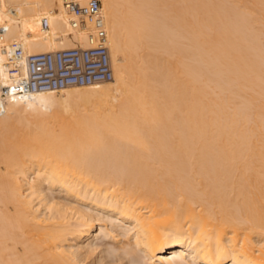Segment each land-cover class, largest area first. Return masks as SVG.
I'll use <instances>...</instances> for the list:
<instances>
[{
	"label": "bare ground",
	"instance_id": "6f19581e",
	"mask_svg": "<svg viewBox=\"0 0 264 264\" xmlns=\"http://www.w3.org/2000/svg\"><path fill=\"white\" fill-rule=\"evenodd\" d=\"M168 2L100 0L110 81L0 101V264H264V0ZM3 19L0 89L14 41L87 46L60 0Z\"/></svg>",
	"mask_w": 264,
	"mask_h": 264
},
{
	"label": "built area",
	"instance_id": "2783aa9c",
	"mask_svg": "<svg viewBox=\"0 0 264 264\" xmlns=\"http://www.w3.org/2000/svg\"><path fill=\"white\" fill-rule=\"evenodd\" d=\"M60 3L66 16L69 35L76 31L86 32L87 46L76 45L62 50L29 54L24 52L20 42H12L7 47V65L14 71L8 80L13 86L0 89V101L12 95L56 92L112 79L100 0H86L84 4L76 0H60ZM39 28L42 35L49 36L47 17L40 19ZM8 30V21L0 20V40Z\"/></svg>",
	"mask_w": 264,
	"mask_h": 264
},
{
	"label": "rangeland",
	"instance_id": "374dc122",
	"mask_svg": "<svg viewBox=\"0 0 264 264\" xmlns=\"http://www.w3.org/2000/svg\"><path fill=\"white\" fill-rule=\"evenodd\" d=\"M168 1H169V2H168V3H169V6H168V7H171V3H172V2L174 3V0H173L172 2H171V0H168ZM178 1H181V0H178ZM178 1L175 0V3H177V5L180 4ZM183 1H184V0H183ZM178 3H179V4H178ZM185 3H186V1L184 2V4H183V3H182V4L185 6V5H186ZM173 5H174V4H172V6H173ZM175 6H176V4H175ZM175 6H173L174 9H175ZM168 7H167V8H168ZM179 7H180V6H179ZM179 7H178V9H179ZM170 9H172V8H170ZM170 9H168V12H169V18L173 16V14H171L170 12H174L173 10H170ZM176 9H177V6H176ZM178 9H177V10H178ZM184 9H185V7H184ZM180 11L182 12V7L180 8ZM175 12H176V11H175ZM175 12H174V13H175ZM178 12H179V10H178ZM170 14H171L172 16H171ZM176 15H177L178 17H180V16L178 15V13H176ZM176 15L173 16V19L176 17ZM178 17H177V18H178ZM13 19H16V20H17V21H16V24H17V25H18V24L20 25V23H21V22H20V16L16 15V16H14ZM173 19H172L173 22L171 21V19L168 20V21H169V24H171L172 27H173V24H174V26H175V24H177V27H178V28L175 26V27H173V28H169V29H168V31L171 29V31H169V34H170V35H169L170 40H171V39H174L172 36L175 37V35L177 36L178 33H179V35H181V34H182L181 32L183 31V28H182V27L179 28V27H180V26H179V22H180V20H179V21L177 20L178 22L176 23V21L173 20ZM170 22H172V23H170ZM171 26H169V27H171ZM175 28H177L176 31H174ZM179 30H180V31H179ZM172 31H173V34H174V35L172 34ZM174 32H177V34L174 33ZM183 33H184V32H183ZM171 37H172V38H171ZM177 37H178V36H177ZM177 37L173 40L172 43L170 42L171 47H173L174 50L177 48L176 46H181V44H182V45H183V44L186 45V43H183L184 41L182 40V39H183L182 36H179V37H180L179 40L181 41V42H180L181 44L178 43L179 40H178ZM176 39H177V40H176ZM171 41H172V40H171ZM174 41H176L175 44H174ZM176 44H177V45H176ZM175 45H176V46H175ZM175 47H176V48H175ZM182 47H185V46H182ZM132 60H133V62H134V59H132ZM136 60H137V59L135 58V61H136ZM134 63H135V62H134ZM134 63H132V65H133ZM136 63H137V62H136ZM136 63H135V65H136ZM135 65H134V67H136ZM83 88H84V87H83ZM72 99H73V100L70 101V102H71L70 104H72L73 106H74V105H79V103L76 104L74 98H72ZM57 102H58V103L61 102V103H59V104H62V105H63V101H61L60 99H57V101H55V105H54L55 110H56L58 113H59V112L61 113L62 110H63V109H62V105H59ZM56 103H57V105H56ZM56 106H57V107H56ZM58 107H59V108H58ZM60 109H61V110H60ZM60 113H59V114H60ZM61 114H62V113H61ZM3 121H4V120H2V121L0 120V122H1V123H0V126L2 125V126H1L2 129H4V127H3V123L5 122V121H4V122H3ZM5 123H8V122H5ZM13 125H14V123H13ZM11 126H12V125H11ZM14 126H17V125H14ZM10 128H11V127H10ZM14 128H15V127H14ZM2 129H1V130H2ZM7 129H8V128H5V130H7ZM1 130H0V131H1ZM5 130H4V131H5ZM11 130H12V129H11ZM4 131H3V130L1 131V132H3V133H2L3 135H4V133L8 132V130L5 131V132H4ZM9 131H10V130H9ZM1 132H0V135H1Z\"/></svg>",
	"mask_w": 264,
	"mask_h": 264
}]
</instances>
